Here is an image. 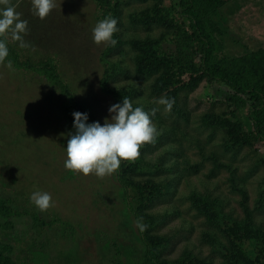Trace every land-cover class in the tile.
<instances>
[{
	"label": "rangeland",
	"instance_id": "1",
	"mask_svg": "<svg viewBox=\"0 0 264 264\" xmlns=\"http://www.w3.org/2000/svg\"><path fill=\"white\" fill-rule=\"evenodd\" d=\"M113 2L119 5L115 34L121 44L111 49L109 43L93 41V28L104 11L97 0H56L44 20L33 15L31 0H9L28 21L24 41L29 46L21 48L6 34L8 42L23 63L54 62L76 100L84 101L102 124L115 104L100 85L106 65L112 70L107 89L138 91L133 104L150 114L158 135L164 136L161 144L144 153L134 177L162 183L168 191L147 211L153 216L150 233L168 238L163 254L167 259L187 250L221 264L225 239L191 208L187 197L195 192L217 198L231 218L240 220V195L233 184L247 192L254 209L264 188V142L226 149L224 129L205 126L206 114L229 115L234 110L246 117V109L238 110L228 101L229 88L220 82L203 79L193 90L182 91L181 113L157 104L151 96L154 78L136 72L129 46L132 40L162 37V27L134 24L130 18L153 1ZM215 20L224 31V54L264 48V0H225ZM164 36L163 46L173 50L169 35ZM7 63H0V199L13 212H0V244L18 264H132L141 247L115 173L84 176L64 167L68 133L75 130L60 112L62 94L43 75ZM214 160L220 166L211 174ZM167 168L172 170H161ZM37 190L50 193L54 206L41 212L30 200ZM254 220L264 226V206L255 210Z\"/></svg>",
	"mask_w": 264,
	"mask_h": 264
},
{
	"label": "trees",
	"instance_id": "2",
	"mask_svg": "<svg viewBox=\"0 0 264 264\" xmlns=\"http://www.w3.org/2000/svg\"><path fill=\"white\" fill-rule=\"evenodd\" d=\"M97 1L100 7L104 8L100 15L102 19L108 16L118 18L119 5L117 6L116 2ZM129 1L145 2L146 0H127ZM152 1V6L131 15L130 18L134 24L162 27L164 30L162 37L129 42L130 48L135 53L136 72L146 79L154 78L151 96L156 99L160 97L174 99L175 103L171 111L181 113L178 100L182 91L193 90L203 79L220 82L229 88L228 101L238 110L246 109V117L242 119L234 110L230 111L229 115L206 114L203 119L205 126L224 129L226 149L253 147L258 142H264V48L233 56L222 52L224 31L215 17L225 4V0ZM164 35H169V45L174 46L173 50L163 46ZM117 38L118 36L114 34L113 39L116 43H109L110 49L113 45L121 44ZM8 47L9 55L6 62H11L14 68H26L43 75L62 94L60 112L72 127V113L77 111L87 112L89 122H101L84 101L76 100L54 62L23 63L19 59L17 49L9 42ZM111 74V68L106 65L100 81L101 87L113 96L115 104L122 102L123 98L132 101L137 96V90L106 88V82ZM163 137V134H159L151 143L142 145L140 156L133 161H122L120 168L115 172L124 211L131 216L135 224L141 247L140 256L132 261V264H212L205 257H199L187 250L174 260L167 259L163 254L169 242L168 238L150 233L153 216L147 211L155 203L163 201L168 191L162 183L151 179L135 181L134 177L139 172L144 153L150 146L161 144ZM214 163L215 168L211 174L220 166L215 160ZM190 167L193 172H197V165ZM161 170L169 172L172 169ZM233 188L240 195L239 205L243 214L240 220L231 218L217 198L193 192L187 200L191 208L205 218L207 225L225 239L220 252L221 264H264V226L254 220L255 210H260L264 206V188L262 187L259 192L254 209L249 206L247 192L235 184ZM0 212L4 215L13 212L2 199H0ZM34 220L36 223L40 222L37 218ZM138 221L145 226L143 230L137 226ZM62 224L72 228L69 222ZM8 251L10 249L6 245L0 244V264H18Z\"/></svg>",
	"mask_w": 264,
	"mask_h": 264
},
{
	"label": "clouds",
	"instance_id": "3",
	"mask_svg": "<svg viewBox=\"0 0 264 264\" xmlns=\"http://www.w3.org/2000/svg\"><path fill=\"white\" fill-rule=\"evenodd\" d=\"M33 15L41 20L47 18L56 8V0H31ZM22 14L9 0H0V63L9 55L8 38L19 41L21 48L29 45L24 41V35L29 31L28 21L21 18ZM118 20L108 16L99 21L93 28V41L115 44L114 34L119 30ZM11 68V62L7 63ZM170 111L174 99L160 97L155 101ZM109 117L103 124L99 121L89 122L87 112H73L74 133H68L65 147L66 159L64 167L84 176L89 174L97 177L112 175L118 171L122 161H133L140 156L141 146L151 143L158 135L157 127L151 116L140 106H134L128 98L113 104L108 109ZM31 202L44 212L54 206L50 193L34 191L30 196ZM137 226L143 230L144 225L139 221Z\"/></svg>",
	"mask_w": 264,
	"mask_h": 264
}]
</instances>
